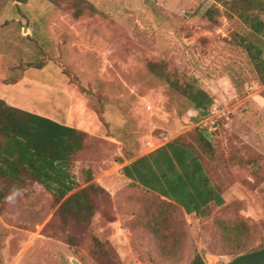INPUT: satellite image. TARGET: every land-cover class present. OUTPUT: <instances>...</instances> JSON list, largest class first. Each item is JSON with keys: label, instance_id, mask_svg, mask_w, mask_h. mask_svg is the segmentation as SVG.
<instances>
[{"label": "rangeland", "instance_id": "obj_1", "mask_svg": "<svg viewBox=\"0 0 264 264\" xmlns=\"http://www.w3.org/2000/svg\"><path fill=\"white\" fill-rule=\"evenodd\" d=\"M228 12L217 0H0V97L84 131L73 172L85 187L91 169L105 190L89 222L67 223L38 183L11 194L0 204V264H189L197 254L226 264L262 248L264 83L240 42L264 60V36ZM167 76L200 86L209 109ZM167 140L203 162L173 143L152 158L160 167L138 168L149 185L203 207L179 220L178 263L130 227L149 196L118 166Z\"/></svg>", "mask_w": 264, "mask_h": 264}, {"label": "trees", "instance_id": "obj_2", "mask_svg": "<svg viewBox=\"0 0 264 264\" xmlns=\"http://www.w3.org/2000/svg\"><path fill=\"white\" fill-rule=\"evenodd\" d=\"M13 1L26 3L28 0ZM217 2L227 7L228 13L236 15L254 34L264 36V0ZM207 14L211 15L210 11ZM240 43L264 83L261 49L248 40H241ZM155 67L154 64L150 65L151 69ZM167 77L168 83L196 108L202 111L209 109L212 98L200 86L182 85ZM85 137V132L78 128L15 107L0 97V204L29 183H38L51 193L63 222H89L95 210L94 197L105 190L92 181L91 169L85 171V182L88 183L85 187H80L73 172L77 156L85 148ZM198 137L202 146L209 147L210 142L204 133L200 132ZM172 142L191 150L200 159L193 148L177 140ZM139 187L149 197L144 199V212L131 221L130 227L135 231L144 229L152 237L161 261L180 262L186 234L184 223L179 220L185 214L184 211L178 204L162 198L154 191ZM217 194L220 193L217 191ZM241 255L243 253L237 257ZM189 264L207 263L197 254Z\"/></svg>", "mask_w": 264, "mask_h": 264}, {"label": "crops", "instance_id": "obj_3", "mask_svg": "<svg viewBox=\"0 0 264 264\" xmlns=\"http://www.w3.org/2000/svg\"><path fill=\"white\" fill-rule=\"evenodd\" d=\"M7 96L8 99H10L11 97L7 94H5ZM5 99V98H3ZM170 145H173L172 140H167L161 144H159L158 146L149 149L148 151H145L143 153H141L140 155H137L136 157L126 161L125 163L119 164V169L121 171V175L124 179H126L129 182L135 183L141 187L150 189L152 191H154L155 193L159 194L162 198L167 199L169 201H172L176 204H178L182 210L184 211V213L186 215H192L193 213L201 210L203 207L199 208L198 210L195 208V206H193L190 202L188 201H183L181 199H176L175 197H172L170 195H168L167 193H165L162 189H160V187H153L151 185H149V183H147L146 179L143 177L144 173L143 171H138V168L141 169H151L153 167H155L154 169L158 168L161 166L162 164V158H157L154 163L152 161V158L157 156V153H159L160 151H162L163 149L169 147ZM156 164H158V166H156ZM137 168V169H136ZM219 202H222V194H218ZM212 202H217L214 201L213 199H211L207 205H210V203ZM205 205V206H207Z\"/></svg>", "mask_w": 264, "mask_h": 264}, {"label": "water", "instance_id": "obj_4", "mask_svg": "<svg viewBox=\"0 0 264 264\" xmlns=\"http://www.w3.org/2000/svg\"><path fill=\"white\" fill-rule=\"evenodd\" d=\"M208 264H220V262L218 259L212 258ZM226 264H264V248L245 253Z\"/></svg>", "mask_w": 264, "mask_h": 264}]
</instances>
